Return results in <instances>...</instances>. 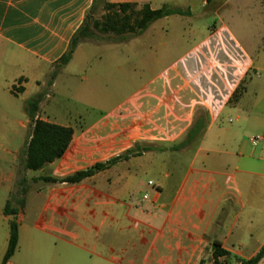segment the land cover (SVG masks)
Returning <instances> with one entry per match:
<instances>
[{
    "label": "crops",
    "instance_id": "obj_1",
    "mask_svg": "<svg viewBox=\"0 0 264 264\" xmlns=\"http://www.w3.org/2000/svg\"><path fill=\"white\" fill-rule=\"evenodd\" d=\"M105 1L136 3L139 7L149 4L153 9L163 6L181 8L189 13L176 15L186 18L196 14L192 0H184L183 4L172 0L173 6L171 0ZM201 1L205 9L212 4L216 24L203 39L194 62L207 72L215 71L204 98L205 106L212 109L214 115L185 170L174 169L165 175L174 195L166 191L167 183L166 187L157 183L154 193H146L142 199L150 204L151 209L142 208L141 211L151 216L152 209L162 203L170 208L175 220L191 223L194 221L192 216H198V221L187 227L189 243L195 230L205 228V214L228 215L227 233L219 239L229 253L220 261L222 264H241L254 257L264 245V140L257 145L251 142L252 137L264 135V94L255 91V98H246L249 92L247 77L251 78V83L254 76L264 80V66L259 59L264 45L254 42V32L250 29L253 14H257V21L264 24V0ZM96 2L0 0V160L10 167L8 173L0 174V264L8 249L10 221L13 219L19 224V242L6 264H121L122 253L126 256L127 228L125 224H117L120 204L116 202L118 196L112 198L110 195V178L106 173L137 155H129L128 159H121L72 185L44 180L63 178L57 174L64 169L71 170L72 174L84 170L72 169L70 164L80 144L74 127L50 120L43 111L45 99L51 97L46 90L48 82L57 89L58 79L70 67L80 47L85 43H103L95 40L81 42L71 61L50 82L56 63L68 50L72 37L85 22L89 11L93 13L98 7ZM172 16L175 15L157 21ZM145 31L127 40L137 38ZM190 63L193 66L192 59ZM82 79L87 80V76ZM39 92H43L44 97L39 104L37 119L70 126L74 134L62 157L34 170L25 168L26 150L33 132L25 102ZM177 102L180 110L169 122L172 132L182 136L193 118V102L196 101L190 99L183 103L178 98ZM140 119L125 116L121 122L123 126L134 128ZM132 140L137 142L139 136L135 135ZM199 158H210V162L214 159L216 166L207 165L205 160L198 163ZM97 163L100 162H92L90 167ZM46 167L57 177L31 173L44 171ZM213 183H216L215 188ZM183 189L185 193L177 203ZM145 195L149 198L145 199ZM16 198H22L23 204L18 205L14 201ZM11 200L18 209L15 215L5 213ZM71 223L75 224L73 233L69 232ZM215 223L225 225L220 218ZM197 234L201 238V241L197 240L199 248L194 251L188 246L187 252L191 255L187 264H200L206 259L207 235L205 232ZM209 252L208 257H212ZM259 264H264V258Z\"/></svg>",
    "mask_w": 264,
    "mask_h": 264
},
{
    "label": "rangeland",
    "instance_id": "obj_2",
    "mask_svg": "<svg viewBox=\"0 0 264 264\" xmlns=\"http://www.w3.org/2000/svg\"><path fill=\"white\" fill-rule=\"evenodd\" d=\"M183 1L176 0L175 3L183 4ZM104 2L100 0L92 13V20L104 16ZM175 3L171 0L170 5ZM192 3L196 12L192 18L175 14L153 23L132 40L127 39L133 34L124 37L104 34L92 26L94 38L86 40L103 43L83 44L70 67L58 79L57 89L49 82L46 86L51 97L45 99L43 114L52 121L72 125L80 137L79 149L71 158L72 169H86L95 161L106 162L137 146L153 145L165 149H154L132 157L106 173L110 178L106 188L108 185L112 198L118 196L116 202L120 204L119 216L115 217L117 224H125L127 228L126 256L122 253L121 264H187L191 255L187 252L188 246L196 251L199 248L197 240L201 241L197 233L203 232L207 235L206 259L200 264H210V239L222 238L229 226L228 215L205 214V228L192 231L193 234L190 232L193 240L189 243L187 227L194 225L198 216H192L194 221L191 223L175 220L170 208L162 203L152 209L151 216L141 211L142 208L151 209L150 204L142 199L144 194L154 193L157 183L163 187L168 185L166 191L174 195L165 175L174 169L185 170L200 140L196 139L183 148L177 145L185 139L200 116L209 124L214 115V111L205 106L204 98L210 90L208 84L215 71L203 70L194 60L203 39L216 24V14L212 4L205 9L201 0H192ZM157 4L161 5L160 2ZM206 10L209 12L203 14ZM257 16L252 15L250 29L254 32V42L264 45V24L257 21ZM259 59L264 66V49ZM84 75L87 80L82 79ZM246 84L249 88L246 98H255V91L264 94V80L254 76L251 83V78L247 77ZM178 98L183 103L190 99L196 101L193 102V118L182 136L172 132L169 122L180 110ZM125 116L141 119L134 128H130L122 125L121 119ZM135 135L139 136L137 142L132 140ZM204 160L199 158L198 163L204 161L211 167L216 166L214 159L211 162L210 158ZM9 171L6 162L0 160V174ZM31 173L57 177L49 167ZM71 174V170L64 169L57 175L65 177ZM212 187L215 188L216 183ZM184 193L183 189L177 203L181 202ZM217 218L225 225L216 224ZM74 227L75 224L71 223L70 233L75 231Z\"/></svg>",
    "mask_w": 264,
    "mask_h": 264
},
{
    "label": "trees",
    "instance_id": "obj_3",
    "mask_svg": "<svg viewBox=\"0 0 264 264\" xmlns=\"http://www.w3.org/2000/svg\"><path fill=\"white\" fill-rule=\"evenodd\" d=\"M99 2L100 0H97L96 4L98 5ZM103 7L105 14L102 19L92 20V10L89 11L85 22L72 37L68 50L56 63L55 69L51 73L50 82L56 77L58 72L71 61L77 46L88 38H94L93 31L91 30L92 26L103 33L112 32L119 36L127 34L137 35L145 31L153 22L161 18L175 14L185 15L189 13V11L171 6H163L158 9H153L149 4H144L139 7L136 3H109L105 1ZM43 97V92H39L25 102V111L33 122L32 137L26 150V169L38 170L44 167L47 163L53 162L62 157L69 147L74 134V129L70 126H62L36 119L39 104L42 102ZM207 126L208 124L205 122L204 118L200 116L194 126L187 132L185 139L181 141L177 147H187L196 139L201 140ZM152 149H156V147L153 145L143 147L137 146L136 149L129 150L126 154L113 158L107 162L97 163L87 169L77 171L60 179L45 178L44 180L78 183L109 168L121 159H128L129 155H140L144 151ZM14 201L17 202L18 205L23 204L22 198H16ZM17 212L18 209L14 207L13 201H9L5 207V213L15 215ZM18 242L19 224L13 219L10 221L9 244L2 264H6L7 260L14 254ZM210 251L212 252L213 257L212 264H222L220 258L229 253L223 248L222 242L218 237L210 239ZM263 258L264 245L254 257L243 260L241 264H259Z\"/></svg>",
    "mask_w": 264,
    "mask_h": 264
},
{
    "label": "built area",
    "instance_id": "obj_4",
    "mask_svg": "<svg viewBox=\"0 0 264 264\" xmlns=\"http://www.w3.org/2000/svg\"><path fill=\"white\" fill-rule=\"evenodd\" d=\"M37 119V117H36ZM264 140V135H261V136H254L251 138V142L253 145H257L259 142L263 141ZM145 199H148L149 196L148 195H145L144 197Z\"/></svg>",
    "mask_w": 264,
    "mask_h": 264
}]
</instances>
